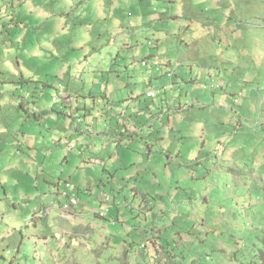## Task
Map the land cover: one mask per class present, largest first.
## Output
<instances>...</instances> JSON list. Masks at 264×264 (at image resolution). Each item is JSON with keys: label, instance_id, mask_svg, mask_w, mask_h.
Masks as SVG:
<instances>
[{"label": "rangeland", "instance_id": "374dc122", "mask_svg": "<svg viewBox=\"0 0 264 264\" xmlns=\"http://www.w3.org/2000/svg\"><path fill=\"white\" fill-rule=\"evenodd\" d=\"M0 264H264V0H0Z\"/></svg>", "mask_w": 264, "mask_h": 264}, {"label": "crops", "instance_id": "0c3cea01", "mask_svg": "<svg viewBox=\"0 0 264 264\" xmlns=\"http://www.w3.org/2000/svg\"><path fill=\"white\" fill-rule=\"evenodd\" d=\"M60 96H61V99H63V101H64V103H63V106H66L67 105V103H68V101H70V97L68 98V99H66L65 100V98H66V96H70L69 94H64V97H63V94H59ZM63 97V98H62ZM127 114V113H126ZM125 116H122V118H124ZM127 117H129V116H127ZM128 121V120H127ZM130 122V120L128 121V124H127V127L128 128H130V130H129V132L131 133V134H129L128 135V138H132V136H133V134L134 133H136V132H140L141 134H143V132L144 131H141L142 130V125H136V126H134V125H132L131 123H129ZM118 128H119V124L117 125V132L115 133V135H118V134H120V132H118ZM112 129V128H111ZM82 132H78V135H80V136H82ZM104 134V133H103ZM100 135V134H99ZM142 141L143 142H146V139H144L143 137H142ZM146 146H149V145H147L146 144ZM131 147H132V145H131ZM64 160L67 162V158L66 157H64ZM102 168H103V166H102ZM68 185V187L67 188H63V189H60V188H58V187H56V189L54 190V192L51 194V196H56L57 194H62V192L63 191H65L68 195H74L72 192H69V189H70V185L69 184H67ZM60 191V192H59ZM46 209H48V212L50 211V208H46ZM73 210H74V208H73Z\"/></svg>", "mask_w": 264, "mask_h": 264}, {"label": "built area", "instance_id": "2783aa9c", "mask_svg": "<svg viewBox=\"0 0 264 264\" xmlns=\"http://www.w3.org/2000/svg\"><path fill=\"white\" fill-rule=\"evenodd\" d=\"M148 97H153V93H148L147 94ZM68 185H66L65 188H67ZM62 195L65 199V203L62 205L61 210L65 213H71V210H73V208H75L78 203L76 198L74 197V195H68L65 191L62 192Z\"/></svg>", "mask_w": 264, "mask_h": 264}, {"label": "trees", "instance_id": "16d2710c", "mask_svg": "<svg viewBox=\"0 0 264 264\" xmlns=\"http://www.w3.org/2000/svg\"><path fill=\"white\" fill-rule=\"evenodd\" d=\"M116 18V17H115ZM114 18V19H115ZM149 18H151V17H149ZM116 19H118V22L119 23H121V20H123V18H116ZM115 19V23L117 22V20ZM142 25H144V26H147L148 25V23L146 22L145 24H139V26H142ZM127 50V49H126ZM142 64V66H144L145 65V63L144 62H142L141 63Z\"/></svg>", "mask_w": 264, "mask_h": 264}]
</instances>
